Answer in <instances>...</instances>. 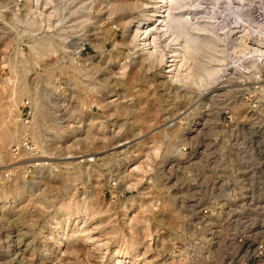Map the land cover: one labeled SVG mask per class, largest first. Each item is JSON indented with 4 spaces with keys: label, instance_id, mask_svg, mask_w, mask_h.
Masks as SVG:
<instances>
[{
    "label": "rangeland",
    "instance_id": "rangeland-1",
    "mask_svg": "<svg viewBox=\"0 0 264 264\" xmlns=\"http://www.w3.org/2000/svg\"><path fill=\"white\" fill-rule=\"evenodd\" d=\"M12 1L0 0V53L10 50L5 52L6 60L15 55L11 64H0V264H110L104 256L115 249L128 252L124 264H150L154 252L148 250L149 234L162 227L172 230L175 222L169 209L149 210L148 197L128 180L119 185L118 189L125 190L123 195H116L111 182L123 168L116 159L117 152L127 150L122 138L132 139L127 154L136 152L134 159L143 157L147 141L142 132L148 123L164 109L173 110L189 101L197 90L195 77L201 73L197 63L210 61L212 40V45L222 49L216 42L221 35L217 24L232 16L225 10L241 19V5L242 11L256 9L260 1L240 5L241 0H184V11L177 18L197 28L194 36L204 43V50L188 63L192 81L188 78L184 83L165 73V63L171 60L166 58L165 47L162 64L139 50L134 53L124 23L131 21L139 5L119 17L109 12L107 1L63 0L65 6L60 7L58 0L56 11L52 8V44L38 43L40 53L33 54L31 42L24 51L18 46L16 27L8 15ZM65 36L70 45L63 42ZM18 47L21 56L16 54ZM213 50L215 56L223 51ZM122 64L126 67L121 73ZM176 72L183 74L180 68ZM25 129L40 150L33 159L46 164L32 168L25 165L33 162L27 152L11 153L10 143L19 144ZM131 167L137 164L127 171ZM52 215L56 222L50 224ZM253 219L250 227L261 224L259 234L264 236V212L257 211ZM78 228L104 245L98 247L84 237L69 239L62 257L53 243L55 234L68 236ZM167 242L163 236L162 247Z\"/></svg>",
    "mask_w": 264,
    "mask_h": 264
},
{
    "label": "built area",
    "instance_id": "built-area-1",
    "mask_svg": "<svg viewBox=\"0 0 264 264\" xmlns=\"http://www.w3.org/2000/svg\"><path fill=\"white\" fill-rule=\"evenodd\" d=\"M22 1H12L14 13L8 15L24 51L34 38L51 31L52 17L47 9L24 14L18 6ZM259 1L258 8L242 12L263 28L264 0ZM230 15L218 24L221 35L216 42L223 48L224 59L211 80L198 87L189 101L164 109L148 123L142 132L147 141L143 157L127 154L132 139L122 138L127 150L117 152V166L123 168L112 178L116 195H123V187L118 188L128 180L148 197L149 210L169 209L173 215L172 230L162 227L149 234L148 250L154 252L150 264L264 261L261 224L242 226L237 220L244 212H257L260 184L264 198V30L248 26L243 31L241 21L233 12ZM9 51L0 53V64ZM10 151L14 156L28 153L33 162L26 166L46 164L33 159L40 150L29 129L19 144L10 143ZM133 164L137 168L127 171ZM226 223L231 226L223 234ZM163 236L168 240L165 247Z\"/></svg>",
    "mask_w": 264,
    "mask_h": 264
},
{
    "label": "bare ground",
    "instance_id": "bare-ground-1",
    "mask_svg": "<svg viewBox=\"0 0 264 264\" xmlns=\"http://www.w3.org/2000/svg\"><path fill=\"white\" fill-rule=\"evenodd\" d=\"M58 0H23L21 5L19 4V8L21 7L23 10H24V14L26 15H29V12H31V10H36L38 13H40V9H47L48 11V14L51 15V17L55 16V12H52V8H54L55 10V5L57 3ZM108 5V8H109V12H113L114 14H117V16L121 17L122 15L125 14V12L130 9L131 7L133 6H138L139 5V8L138 10L134 13L135 15H133L131 21L129 22H126L124 23V27H126L127 29V32H129V36H130V42H131V45L132 47L135 49L134 53L139 50L141 52V54L143 55H148V57L153 58V59H156V61H158L157 63L159 64H162V60L166 57H164L162 59V57L165 55L164 53V50L162 47H165L164 49L165 50H168L167 55L168 57L166 58H170L171 60L166 64L165 63V73H167V76L169 74L170 76V79H174V80H178V81H187V79L189 78V70L191 69L189 66H188V63L190 62L189 60L191 58H194L195 56H198L199 53H201V51H203V45L204 43L202 44L201 43V40H198L199 36L196 37L194 36V33L196 31V29L193 30V27L194 26H188L187 24L185 25V19H184V16L182 17L184 19V23H182L181 21H179L180 19L177 18V15L179 13H181V11L183 12L184 11V6L185 4L184 3V0H131V1H128V0H102L103 3H105ZM226 2H228V0H225ZM245 1H248L249 0H241L240 1V5L241 4H244ZM63 0H59V6L62 7V6H65L63 5ZM88 2V1H87ZM101 2V4H102ZM234 2V1H233ZM74 3V2H73ZM231 4V2H229ZM237 3V2H236ZM65 4V2H64ZM228 4V5H230ZM239 4V3H238ZM103 5V4H102ZM106 5V6H107ZM234 5H235V2H234ZM68 7V6H67ZM17 8V7H16ZM88 8H89V5H88ZM236 8V7H235ZM239 8V7H238ZM242 8L243 6L241 5L240 6V12H241V19H239L242 23V28H243V31L246 29L248 30V26H250L251 28L253 29H256V28H259V29H263L264 30V27L261 28V27H257L255 25V23H253V20L251 18L246 17V19H244L243 17L245 16L244 13L242 12ZM61 9V8H60ZM70 9V8H69ZM183 9V10H182ZM210 9H212L210 7ZM192 10V9H191ZM190 10V11H191ZM56 11V10H55ZM211 12L214 11L213 9L210 10ZM209 11V13H210ZM61 12V11H60ZM73 12V11H72ZM128 12V11H127ZM134 12V11H133ZM189 13V11H187ZM237 12V11H236ZM13 10H12V14H13ZM61 13H64V12H61ZM206 14V12H204ZM213 13V12H212ZM238 13V12H237ZM236 13V15H237ZM70 14V13H69ZM133 14V13H132ZM225 14H231V12L228 10H225ZM239 14V13H238ZM64 15V14H63ZM113 15V14H112ZM181 15V14H179ZM183 15V14H182ZM194 15V14H193ZM210 15V14H209ZM213 15V14H212ZM186 16V15H185ZM211 16V15H210ZM240 16V14H239ZM189 17V16H188ZM188 17H185V18H188ZM181 18V17H180ZM191 18V16H190ZM211 18V17H210ZM213 18V17H212ZM119 19V18H118ZM121 19V18H120ZM59 20V19H58ZM65 21V20H63ZM183 21V20H182ZM195 21V20H194ZM209 21V20H208ZM239 21V22H240ZM118 22V21H117ZM210 22V21H209ZM212 22V20H211ZM210 22V23H211ZM216 22V21H215ZM59 23V22H58ZM123 23V22H122ZM206 23V22H205ZM51 24H52V18H51ZM204 24V23H203ZM190 25V24H189ZM197 25V24H196ZM206 25V24H205ZM209 25V24H208ZM207 25V26H208ZM216 25V24H215ZM218 25V24H217ZM54 26V25H53ZM3 27V26H2ZM210 27V26H209ZM216 27V26H215ZM11 28H14L13 26H11ZM66 28V27H64ZM64 28H61L59 31H60V34L62 31H64ZM214 28V27H212ZM219 28V27H218ZM203 29H206V28H203ZM208 29V28H207ZM52 30L49 31V32H43L41 33L39 36H37L36 38H34V40L31 41V46H30V49L31 48H34V52L32 51L33 54H39L38 51H40V42H48L49 44L51 43V41L53 40V34H52ZM211 29L209 28V31ZM213 30V29H212ZM215 30V28H214ZM194 31V32H193ZM198 31V30H197ZM203 31V30H202ZM206 31V30H205ZM54 32V30H53ZM211 32V31H210ZM216 32V31H215ZM162 33V35H161ZM199 33V31H198ZM210 34V33H209ZM212 34V33H211ZM197 35V34H196ZM208 35V34H207ZM211 36V35H210ZM215 36V35H214ZM213 36V39L216 38V36L214 37ZM19 37V36H18ZM160 37H162L160 39ZM212 37V36H211ZM20 38V37H19ZM97 38V37H96ZM219 38V37H218ZM70 38L68 36V38L65 36V38H63V42L64 43H67V45H70V42L68 41ZM84 39V38H83ZM205 39V38H203ZM207 39V38H206ZM210 39V38H209ZM208 39V40H209ZM217 39V38H216ZM215 39V41H216ZM163 40V41H162ZM203 41V40H202ZM207 41V40H206ZM61 42V41H60ZM62 42V43H63ZM88 42V39L87 40H84L81 45H84V43ZM91 42V40H90ZM129 42V41H128ZM161 42H163V44H161ZM212 42H214L213 40L211 41V44L209 46V51L213 54L210 55L211 58H214V60L212 59H209L207 56H209L210 53H207L205 52V54L207 55L206 57L208 58V60H210L208 63L207 62H202V63H197V66L199 67V65L201 66L200 67V71H201V75L199 73H197L195 79L196 82H194V85L193 86H197L196 88L202 86V85H205L207 82H209L211 80V78L214 76V74L217 72L218 68H219V65L221 63V61H223V57L221 58V55H224L223 54V51H221L222 54L219 53V50H222V49H219L216 47V44L212 45ZM209 43V41H208ZM216 43V42H215ZM52 44V43H51ZM219 44V43H218ZM208 48V45L205 44ZM84 47V46H83ZM82 47V49H83ZM167 47V49H166ZM221 47V46H220ZM81 48V47H80ZM217 50V53L218 56H215V51L213 50ZM16 51L18 53H16ZM16 51L15 53L18 55L21 56L22 54V51L20 50V48H16ZM31 51V50H30ZM138 51V52H139ZM208 51V52H209ZM133 54V53H132ZM137 54V53H136ZM203 54V53H202ZM130 55V54H129ZM15 57V55H14ZM14 57L11 58V60L7 59L5 61H7V63L11 64L10 61H13ZM131 57V56H130ZM128 59H130L128 57ZM145 59V58H144ZM143 59V60H144ZM148 60V59H147ZM169 60V59H168ZM188 60V62H187ZM221 60V61H220ZM4 61V63H5ZM150 61V60H148ZM173 61V62H171ZM127 62V61H126ZM153 62V60H152ZM171 62V63H170ZM132 63V61H128L127 64H130ZM150 63V62H149ZM206 63V64H205ZM191 64V63H190ZM202 64V65H201ZM126 65V64H125ZM177 66V68H176ZM126 66H124L123 64L121 65V70L119 72H124V69H125ZM164 67V66H163ZM181 69V71H183V74H177L176 72V69ZM196 67V66H195ZM176 68V69H175ZM197 68V67H196ZM171 69V70H169ZM196 70V69H195ZM168 71V72H167ZM191 71V70H190ZM198 71V70H197ZM199 71V72H200ZM120 73V74H121ZM181 73V72H180ZM198 74H199V77H198ZM168 76V77H169ZM191 77V76H190ZM190 79V78H189ZM188 79V80H189ZM191 80V79H190ZM183 81V83H184ZM192 81V80H191ZM191 84V83H190ZM183 85V84H182ZM181 86V85H180ZM117 95V94H116ZM113 103V101H112ZM119 137V136H118ZM118 143V142H117ZM121 143V142H120ZM123 144V143H122ZM119 145V144H118ZM117 145V146H118ZM121 146V145H120ZM124 146V145H123ZM122 147V146H121ZM136 167V166H135ZM134 167H131V169H133ZM120 174V173H119ZM262 183V182H260ZM131 184V183H130ZM130 185H128L129 187ZM262 187V184L259 185V189L261 191L260 194H258V196H260L261 198L259 200H257V207H255L254 205V211L257 210L259 212H264V198L262 197L263 195V190L261 189ZM255 192V191H254ZM263 201V202H261ZM263 203V204H262ZM128 205H132V203H129ZM262 205V206H261ZM250 207V208H253ZM263 207V208H261ZM128 209V207H124V210L126 211ZM255 215H256V212H252V213H242L240 215V218L237 219L238 221H240V224L239 225H242V226H247L248 224H251V222L253 220H251V222H249L247 224V221L249 219H253L255 218ZM258 216V215H257ZM236 220V221H237ZM51 222H56V219H55V216L52 215L50 217V224ZM233 225H236V224H233ZM231 225L230 224H224V227H222L221 229V232L224 234L226 233L227 231L225 230H228L227 227H230ZM50 227V226H49ZM262 228V226L260 227ZM225 229V230H224ZM76 230V229H75ZM72 231V230H71ZM87 232V231H86ZM58 233V232H57ZM65 234V233H64ZM62 233H58V234H55L54 236V242L55 243V247L56 249L60 250V252H63L62 253V257H63V254L65 252V249H66V241H69V239H74L76 241H79L81 239L86 238V240H90L91 243L95 244L96 246H103L104 245V242L103 243H99L97 244L94 240V238H91L90 235H87V233L83 232V229H77L74 233H71L69 234L68 236L64 235ZM70 242V241H69ZM106 243V242H105ZM73 244V243H72ZM63 246V247H61ZM68 246V245H67ZM56 252V250H55ZM58 252V253H60ZM66 253V252H65ZM69 253V252H68ZM128 252H121L120 250L118 249H115L113 252H109L107 255H105V262H110V264H124V257L125 255L127 254ZM57 254V253H56ZM61 254V253H60ZM59 254V255H60ZM56 256V255H54ZM61 256V255H60ZM108 256V257H107ZM130 257V256H129ZM57 258V257H56ZM60 258V257H59ZM58 258V259H59ZM127 258V257H126ZM53 259V258H52ZM51 259V260H52ZM101 262V261H100ZM108 264V263H107Z\"/></svg>",
    "mask_w": 264,
    "mask_h": 264
}]
</instances>
